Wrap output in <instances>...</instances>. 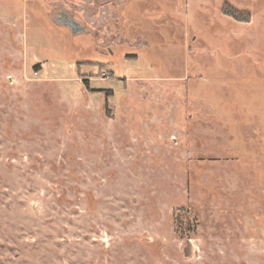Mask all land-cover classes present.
<instances>
[{
  "label": "rangeland",
  "instance_id": "obj_1",
  "mask_svg": "<svg viewBox=\"0 0 264 264\" xmlns=\"http://www.w3.org/2000/svg\"><path fill=\"white\" fill-rule=\"evenodd\" d=\"M0 264H264V0H0Z\"/></svg>",
  "mask_w": 264,
  "mask_h": 264
},
{
  "label": "trees",
  "instance_id": "obj_2",
  "mask_svg": "<svg viewBox=\"0 0 264 264\" xmlns=\"http://www.w3.org/2000/svg\"><path fill=\"white\" fill-rule=\"evenodd\" d=\"M223 13L234 20L242 22H250L251 15L249 13H241L236 10L232 5L226 4L223 9Z\"/></svg>",
  "mask_w": 264,
  "mask_h": 264
},
{
  "label": "water",
  "instance_id": "obj_3",
  "mask_svg": "<svg viewBox=\"0 0 264 264\" xmlns=\"http://www.w3.org/2000/svg\"><path fill=\"white\" fill-rule=\"evenodd\" d=\"M67 23L71 26L72 29H76L74 22H72L70 19L67 20Z\"/></svg>",
  "mask_w": 264,
  "mask_h": 264
}]
</instances>
